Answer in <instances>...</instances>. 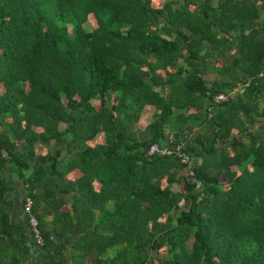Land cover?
Wrapping results in <instances>:
<instances>
[{"label":"trees","instance_id":"obj_1","mask_svg":"<svg viewBox=\"0 0 264 264\" xmlns=\"http://www.w3.org/2000/svg\"><path fill=\"white\" fill-rule=\"evenodd\" d=\"M5 169L30 264H264V0H0V264H24Z\"/></svg>","mask_w":264,"mask_h":264},{"label":"crops","instance_id":"obj_2","mask_svg":"<svg viewBox=\"0 0 264 264\" xmlns=\"http://www.w3.org/2000/svg\"><path fill=\"white\" fill-rule=\"evenodd\" d=\"M225 53L229 54L227 51H225ZM228 59L230 60L231 58L229 57ZM56 147L57 146L50 145L51 150L56 149ZM2 175L3 177H6L7 181L10 182V184H12V188L6 191L5 194L3 195V198H2L3 207L8 214L9 220L16 223L20 227L21 232L25 236L23 241H26L25 244L29 246V252L25 254L26 260L24 264H30L31 253L33 252V246H32L33 240L29 233L28 226L26 224L25 213H23L21 210V203L25 196V188H24V185L21 179H19L16 176V174L12 172V170H7V169L3 170ZM56 195L59 200L65 203V206L67 207L70 206V193L69 192H66V193L57 192ZM50 219H51L50 215L45 217L44 225L47 230L52 232L53 229L49 222ZM13 238L16 241L19 240L18 230L13 231ZM18 243L20 244L21 242L19 241ZM66 249H68V245Z\"/></svg>","mask_w":264,"mask_h":264},{"label":"built area","instance_id":"obj_3","mask_svg":"<svg viewBox=\"0 0 264 264\" xmlns=\"http://www.w3.org/2000/svg\"><path fill=\"white\" fill-rule=\"evenodd\" d=\"M182 142L180 141L178 144H175V149H176V153L178 151V153L180 154V161H186L187 165L185 166V170L186 172L188 171L189 173L191 172L189 169V160L187 159L186 155L180 151ZM155 151H168L165 147L164 148H159L156 144L152 143L148 146L146 152L147 153H151V152H155ZM29 205H30V200L28 197L25 198V201L23 203L22 209L27 213L29 210ZM26 220V224L28 226V230L30 232V235L32 237V240L34 243L36 244H40L42 241L38 226H37V219L35 218V216L31 213L28 214V216H26L25 218Z\"/></svg>","mask_w":264,"mask_h":264},{"label":"rangeland","instance_id":"obj_4","mask_svg":"<svg viewBox=\"0 0 264 264\" xmlns=\"http://www.w3.org/2000/svg\"><path fill=\"white\" fill-rule=\"evenodd\" d=\"M152 110H153V108L151 106L144 105L140 111V116L138 117L137 121L134 122V127L135 128H142L143 125L146 123V121L149 119V116H150V113L152 112ZM34 147H35V150H38V146L35 145ZM172 187L174 188L175 185H172ZM21 210L23 213H25V211L22 209V207H21Z\"/></svg>","mask_w":264,"mask_h":264}]
</instances>
